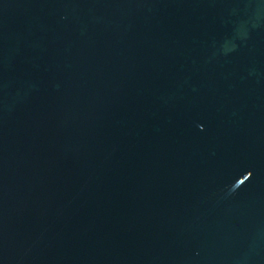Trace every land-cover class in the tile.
Instances as JSON below:
<instances>
[{"label": "water", "instance_id": "water-1", "mask_svg": "<svg viewBox=\"0 0 264 264\" xmlns=\"http://www.w3.org/2000/svg\"><path fill=\"white\" fill-rule=\"evenodd\" d=\"M0 264H264V0H0Z\"/></svg>", "mask_w": 264, "mask_h": 264}]
</instances>
